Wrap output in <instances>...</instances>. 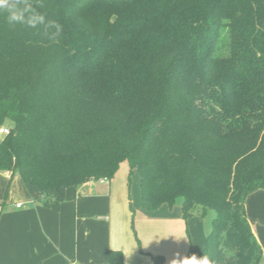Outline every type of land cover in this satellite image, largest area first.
Here are the masks:
<instances>
[{
  "label": "trees",
  "instance_id": "1",
  "mask_svg": "<svg viewBox=\"0 0 264 264\" xmlns=\"http://www.w3.org/2000/svg\"><path fill=\"white\" fill-rule=\"evenodd\" d=\"M6 122L0 171L33 202L59 210L126 161L145 210L214 211L204 264H260L245 201L264 190V0H0Z\"/></svg>",
  "mask_w": 264,
  "mask_h": 264
},
{
  "label": "crops",
  "instance_id": "2",
  "mask_svg": "<svg viewBox=\"0 0 264 264\" xmlns=\"http://www.w3.org/2000/svg\"><path fill=\"white\" fill-rule=\"evenodd\" d=\"M128 168L120 178L114 175L67 188L59 210L33 202L26 190L21 196H0V264H107L112 249L122 251L125 264H154L153 255H162L164 264L180 260V203L145 210L139 177L132 172L128 184ZM16 174L0 171V179L12 180ZM261 206L264 209V190L246 198L247 218L262 247L264 264V235L260 226L251 224Z\"/></svg>",
  "mask_w": 264,
  "mask_h": 264
},
{
  "label": "rangeland",
  "instance_id": "3",
  "mask_svg": "<svg viewBox=\"0 0 264 264\" xmlns=\"http://www.w3.org/2000/svg\"><path fill=\"white\" fill-rule=\"evenodd\" d=\"M2 126L10 128L11 123L6 122ZM126 168H128L127 163H122L116 173L117 175L115 174V176L120 178V176L123 175V170ZM127 171L129 172V168ZM0 180L3 181V184H0V196L2 197L5 194L8 197H10V195L21 196L23 190L27 191L21 177L17 174L12 180ZM178 203H180V199H178ZM178 205L179 204H177V206ZM261 209L260 215L258 214L259 217H254L251 224L254 228L260 226V233L264 235V209L262 206ZM214 215V211L208 210L204 217L195 215L188 219H182V223L179 225V230L177 231L179 250L182 256L180 257V260H173L172 264H204L206 233L211 227V221Z\"/></svg>",
  "mask_w": 264,
  "mask_h": 264
},
{
  "label": "built area",
  "instance_id": "4",
  "mask_svg": "<svg viewBox=\"0 0 264 264\" xmlns=\"http://www.w3.org/2000/svg\"><path fill=\"white\" fill-rule=\"evenodd\" d=\"M8 132H9V128H7V127H5V126H0V139H1L4 135L8 134ZM20 205H21V203H18L16 206H17V207H20Z\"/></svg>",
  "mask_w": 264,
  "mask_h": 264
}]
</instances>
